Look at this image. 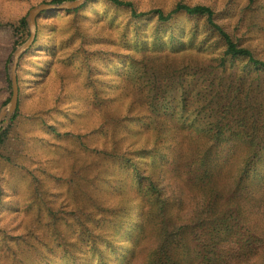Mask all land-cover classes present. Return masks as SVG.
I'll use <instances>...</instances> for the list:
<instances>
[{
  "label": "rangeland",
  "instance_id": "374dc122",
  "mask_svg": "<svg viewBox=\"0 0 264 264\" xmlns=\"http://www.w3.org/2000/svg\"><path fill=\"white\" fill-rule=\"evenodd\" d=\"M124 1L138 12L210 6L216 22L264 60V0ZM45 2L0 0V109L12 95L13 54L29 36L19 20ZM211 36L218 35L203 18L134 20L110 0L38 18L17 68L19 106L0 134V264H160L168 222L179 235L163 264L262 261L254 263L261 242L251 259L240 235L218 255L205 245L218 224L241 221L264 232V204L247 195L264 190V142L211 144L199 127L213 82L222 124L230 122L224 135L243 134L239 110L250 114L247 134L260 120L264 136V70L241 61L215 69V50L192 48L213 46ZM183 45L192 49L158 52Z\"/></svg>",
  "mask_w": 264,
  "mask_h": 264
},
{
  "label": "trees",
  "instance_id": "16d2710c",
  "mask_svg": "<svg viewBox=\"0 0 264 264\" xmlns=\"http://www.w3.org/2000/svg\"><path fill=\"white\" fill-rule=\"evenodd\" d=\"M63 1H65V0H51V2H47V3H61ZM110 1L115 6L125 7L127 9H129L131 12V16L134 20L143 18V17L148 16V15H152V16L156 17V19L159 22L166 23V22H170L174 18V16L179 12H185L187 15H189L191 17L203 18V19H205L207 26L218 36L209 37L210 39L214 38L213 46H211V45L209 46V40H207V41L199 44L198 46L192 47V48L196 49V51L198 53L202 52L203 50H206V49H207V51L208 50H212V51L215 50L214 55H216L217 58H214V59H218V61H219V64H213V67L215 69H222L225 71V70L229 69V67L226 64L228 61H241V62H245L246 64H249L250 66L248 68H250V69L254 68V69H258V70H264V60L258 58L250 48L243 46L239 41L235 40L233 38V36H231L223 26H221L219 23H217L215 11L210 6H206V5L189 6V5L180 3L176 6L175 9H173L172 11H170L168 13H164L161 10H154V11H150V12H138L133 7L132 2H130V1H124V0H110ZM83 6H85V5H83ZM81 8H79L77 10L79 11ZM68 11H70V10H68ZM54 14L56 15L58 13H54ZM43 15H47V14H43ZM18 28L20 29V31L22 33L27 34L28 24H27L25 17H23L19 20ZM37 29H38V20H37ZM221 46L224 47V51L222 52V54H218L216 50ZM164 48H159L158 52H162V51L166 52L165 56H169L170 54L182 53L184 51H190L192 49V48H189L188 46H184V45L180 46V47L174 46L173 48H168L167 49L168 52H167ZM135 72L138 73V71H135ZM147 76H148V73L145 72L143 74V76L138 79L139 83L140 84L146 83ZM209 85H210L209 90L215 92V96L211 97L210 93L206 90V94H205L206 99L202 100V101H207L208 102L207 107H209L207 112H201L200 113V115H201L200 120L202 121V124L199 127H201L204 138H206L209 142H211V144H214L215 142L219 143L220 141L227 140L230 137H231V139L238 138V139H241L245 142H248V140H249L251 143L258 145L257 147H259L260 146L259 143L262 141L264 142V136L257 132L258 130H260L259 123L261 121L257 120V121H255V123L253 122V130H254L255 134L248 135L247 130L245 128L246 126H249V122L251 120L250 114L248 112L243 113V114H241L239 110L237 112L238 120H236L235 122L237 124L240 123V125H242L244 127L243 134L236 132L232 136L224 135V130L221 131V129L222 128L225 129V127L230 125V122H227V124H222L223 118L220 115V111H221V106L223 103L216 96V90L213 89V86H214L213 82H211V84H209ZM263 142H262V144H263ZM251 156H252L251 159L257 158L258 150L256 148H254ZM240 183H241L240 188H242L243 183L241 181H240ZM247 195L249 197L248 198L249 200H256L261 205L264 204V190L251 191ZM217 220L219 221V219H217ZM240 222L241 221H233L232 224H229V225L218 224L217 226L212 228V232H214V234L210 235V233H208L207 239L205 240L206 244H205V241H204V244L205 245H208V243H209V245L211 244V247H212L211 251L214 252L216 255H218L220 253H223V251L227 250V245L229 243H234V240H232L234 236L240 235L248 243H251V259H252V257L255 255V252H256V247H255L256 243L258 241H260L261 244L264 246V232H260V233L255 232L252 229H250L246 224H241ZM239 224H241V225L239 226ZM97 226L100 227L101 226L100 223H98ZM179 226L183 227L184 225H179ZM180 229H182V228H180ZM224 232H227L230 235L226 240L221 236L222 233H224ZM160 233H161V235H163V234H165V235L161 236V242H160L159 247H158L160 250V253H159V257H158L156 262L163 264V262L161 260V259H163L162 255L177 240L175 238H178L179 234H178V229H177V231H175L174 225H172L169 222L166 224H163L161 226V232ZM213 235H215V238H213ZM163 237H165V238H163ZM223 245H225V248H223L224 247ZM248 247H249V245H248ZM230 248L233 249L234 247H230ZM99 251H101L100 248H99ZM262 251L263 252H262L261 256L258 255L256 257L254 263L257 261V259H259V257H261L262 261H260L259 264H264V248ZM132 254H131L130 258L133 257ZM215 254H213V255H215ZM97 255H98V252H96L94 257H97ZM242 255L248 256V252H246ZM159 261H161V262H159Z\"/></svg>",
  "mask_w": 264,
  "mask_h": 264
},
{
  "label": "water",
  "instance_id": "95a60500",
  "mask_svg": "<svg viewBox=\"0 0 264 264\" xmlns=\"http://www.w3.org/2000/svg\"><path fill=\"white\" fill-rule=\"evenodd\" d=\"M89 0H68L61 3H40L29 11L27 19L29 36L27 40L16 49L13 54V62L10 70L12 82V95L10 100L0 109V134L2 127L7 124L18 109L20 98V87L18 82L17 68L22 56L33 46L37 36V20L43 14L59 13L62 11L81 8Z\"/></svg>",
  "mask_w": 264,
  "mask_h": 264
}]
</instances>
